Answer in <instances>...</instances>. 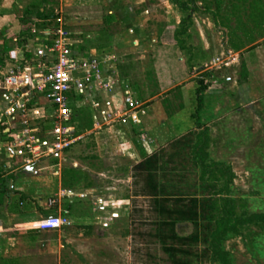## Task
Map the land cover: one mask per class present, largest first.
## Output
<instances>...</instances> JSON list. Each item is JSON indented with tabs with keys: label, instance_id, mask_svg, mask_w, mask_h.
<instances>
[{
	"label": "rangeland",
	"instance_id": "obj_1",
	"mask_svg": "<svg viewBox=\"0 0 264 264\" xmlns=\"http://www.w3.org/2000/svg\"><path fill=\"white\" fill-rule=\"evenodd\" d=\"M225 1L227 5L225 9L227 10L233 2L241 5V0ZM261 1L264 3V0ZM112 3L119 5L118 13L115 11L113 13L108 12L113 9ZM182 3L191 6L188 0H0V16L5 23L2 28L3 38L0 37V43L1 40H4V43L0 44V68L5 66L4 60L8 62V67L0 73V82L2 83L10 69H14L20 64L21 66L24 65L25 45L29 43L26 39L31 37V26L35 25L37 28L43 29L56 25L58 18L61 17L68 33L79 39L81 44L86 43V38L100 41V38L103 37L102 30L106 29V34L113 41L107 43L102 49H98L104 54H111L113 58L118 59L116 62L120 65L121 75L129 76V82L137 86V93L142 99H149L152 93L157 92L154 88L156 75L154 74L152 53L159 51L161 49L159 46L163 44L159 35L165 29V17L168 14L171 15V11L176 12L177 10L183 17L189 14L192 18L194 12L209 15L205 13L209 7L206 0H195V5L199 11L182 10L180 8ZM26 7L43 8L45 11L42 16L36 14L24 16V8ZM139 8L149 10L147 14L149 19L140 29L142 34L130 38L127 21L136 11L140 10ZM167 10L170 12L167 13ZM108 15H111V18H109V22L105 23ZM236 15L228 16L232 27L237 25ZM23 16L29 21L22 24ZM32 17L33 19H31ZM243 18L246 19L244 22L252 27V22L247 21L245 12H243ZM218 21L222 26L221 17H218ZM213 28L216 32L218 31L215 24ZM213 28H211L210 34L214 33ZM170 29H167L168 36L171 35ZM243 33L242 30H238L239 35L242 36ZM257 34L258 31L255 30L254 35L256 37ZM211 40L214 44L212 38ZM226 40L227 42H225L230 46V39L227 38ZM222 43L224 46V41ZM16 45L19 50L5 52L6 48L13 50ZM141 53L145 55L143 58H141ZM245 53L227 67L224 66L223 62H217L213 65L222 66L221 69L204 66L196 71L206 68L209 71L210 69L213 76L207 78L206 81L210 84L215 81L217 83L214 82V86L217 87L220 84L221 87H224L222 89H227L229 92H236L234 83L236 80L239 86L247 85L251 89L253 88V96L258 99L253 104L248 101V105L243 104L244 107L233 109L232 113L223 116L216 114L212 121H205V124H209L211 131H214L207 161L216 162L228 170L222 178L209 180L208 176L207 181L211 182L210 186L206 184L208 182L203 183L199 176L198 159L191 149L186 150L187 147L184 146L186 147L184 151L188 152L187 156L184 155V157L186 156L184 159L180 156L173 158L169 156L170 154L164 155L161 162H163V166L168 167L155 172L154 178L160 187L159 192H155L152 185L149 186L150 181L153 180L149 179L142 165L135 166L133 164L130 168V165L119 161L116 164L114 162L107 164V158L111 154L104 150L106 145L102 149L101 140L93 134L84 133L81 140L63 153L62 157L67 158V162L59 158L42 159L46 164H55L57 169L59 165H62L60 169L64 185L62 192L65 193L64 195L72 191L76 193V200L73 202L74 205L76 203V213L89 212V214H94L98 210L99 215L103 218L115 210L114 206L112 207L108 203L96 201L93 198L97 195L93 192L94 190L88 192L85 190V186L88 184L93 183L96 187L112 186L117 194L116 199L119 200H124L130 195L139 197L134 200L130 199L129 208L116 210L120 214L119 217L99 220L101 223L107 222L109 226L105 235L108 239L104 242H96L92 238V235L95 234L93 231L89 239L79 236V231H86L88 228L92 230L91 224L70 222L60 228V233L58 229V231L49 234L54 239H58L60 234L62 243L66 245L60 257L58 253L56 256L54 253L48 254L47 259L41 262L40 258H36V253H38L36 248L40 246L33 245L35 250L32 253L34 254L30 255L29 263L25 264H174L173 259L162 249V244L158 239L157 223L160 221L161 214L159 213L160 206L156 200L157 196L178 195L187 199L196 196L199 200L206 196L209 199L208 195L213 196L214 192L225 184V179L229 177V174H232V177H230L229 182H226L228 190L221 193L217 192V197L229 198L228 206L233 212L231 217L243 220V222L237 224L235 233H228L223 239L219 238L218 250H215L208 235L214 227L213 221L209 219L210 213H212L211 203L206 201L204 203L206 206L203 204V207L199 208L201 210H199L201 215L199 226L195 228V226L188 224L183 228V232L188 233L193 230L207 239V241L202 242L200 240L198 245L193 247V250L199 253L195 263L264 264V218H255L257 215H264V55L261 53L262 56L258 61L253 53ZM242 60H248L252 69L248 77L241 75ZM166 66L167 64L164 63L163 73L166 72ZM225 68L227 69L225 70ZM203 72L194 76V84H192L190 93L189 90L187 93L185 89H180L178 86L170 91H165L162 96L160 95L159 99L163 97L166 107H169L168 112L175 113L180 109L183 110L184 105H187L192 99L194 100L192 96L196 85L195 80L197 77H201ZM225 76L229 77L228 84L221 83V81L224 82ZM244 91L242 90L243 93ZM75 108L78 115L75 121L83 126L89 121L91 111L81 101L75 103ZM186 108L188 110L189 108L190 110L194 109L192 104L187 105ZM187 117L190 118V121L184 123L186 126L184 128L188 129L187 132L192 131V141H195L196 134L202 131V127H196L195 119L189 116V113ZM203 117L201 108L197 113L196 120L202 122ZM169 142L159 146L157 150L164 149L171 153ZM100 148L101 150H99ZM98 153V158L101 160L94 158V155L97 156ZM115 156L113 154L112 158ZM42 161L37 163L42 165ZM103 161H106V166ZM74 162H77V165ZM169 168L172 169L169 170ZM155 194H157L156 197ZM200 203L202 204V201ZM175 204L174 200L168 203L170 207H174ZM95 206L97 210H95ZM124 210L126 212H123ZM41 219L43 218L39 220ZM26 227L28 225H25L24 229ZM39 229L54 230L52 228ZM220 252L227 253L225 262L220 258Z\"/></svg>",
	"mask_w": 264,
	"mask_h": 264
},
{
	"label": "crops",
	"instance_id": "obj_2",
	"mask_svg": "<svg viewBox=\"0 0 264 264\" xmlns=\"http://www.w3.org/2000/svg\"><path fill=\"white\" fill-rule=\"evenodd\" d=\"M26 8H24V10H26ZM112 8V10L108 11L109 13H113L114 11L118 13V4L112 3ZM169 12L170 10H167V13ZM148 13L149 10L147 8H141L127 21L130 38H135L137 35L139 36L142 34L140 29L149 19L147 16ZM182 17V14L178 12V10L176 12L171 11V15L168 14L165 17V29L161 31L159 35L163 44L159 46V48H161L159 51L157 50L152 53V61L155 69L154 74L156 75H154L156 77L154 88L157 92L152 93L149 99H142L137 93V86L129 82V76L121 75L122 72L120 73L119 69L120 65L116 62L118 59L116 60V58H113L111 54H104L103 51L99 50L102 48L90 47L84 52H94L104 58L108 74L118 78L122 82L129 83L132 94L145 103V115L137 119L130 118L127 124H112L99 129L94 128L93 109L86 106L91 111L90 119L92 121V126L85 134H93L96 138L101 140L102 149H104V145H106L104 150L111 154L109 157L107 155V164L112 162L116 164V162L119 161L126 165H130V168L133 164L138 166L143 159V152L149 155L156 153L159 146L186 134L188 129L184 128L186 127L184 123L190 121V118L187 117L189 112L186 107L191 104V102L184 105L185 109L183 108V110L180 109V111L175 113L168 112L169 107H166L163 97L159 99L160 95L162 96L165 91H170L178 86H180V89H185L187 93L189 90L190 93V89L193 87L192 84H194V76H197L200 72L208 71V67L221 69L222 66L213 65L217 62H223L224 66L227 67L233 62H236L239 56L244 55V49L240 52H235L227 43V47L223 46L222 32H216L213 28L214 22L211 16L203 13L194 12L186 32L182 35H176L175 29L178 28ZM31 19H33V17ZM3 22L2 16H0L1 38H3L2 28L5 24ZM169 28H171L170 36H168L167 33V29ZM211 28L214 30L213 37V34H210ZM22 37H24V35H22ZM211 38L214 44H212ZM111 41L113 40L111 39L110 42ZM180 41L183 43H180ZM257 42L262 43L256 48L247 51L245 54L253 53L259 61L260 56H262V54L264 55V37L259 38ZM3 43L4 40H1L0 44ZM15 50H19L17 45L13 50L6 48L5 52H14ZM144 56L145 55L141 53V58ZM244 61L247 62L249 76L252 69L249 61ZM164 63L167 64V66L166 72L163 73ZM4 64L5 66L0 68V73L4 68L6 69L8 67L7 60H4ZM204 66H207V68L196 72ZM168 68L170 69L168 70ZM226 69L227 68H225V70ZM209 71L211 70L209 69ZM228 78V76H225L224 82L221 81V83L228 84ZM214 82L215 81H213V83ZM213 83H208V88L204 93L202 103L204 119H202V122L199 121L202 123V129H205L206 136L208 137L207 152H210L209 150L214 137V131H211L209 124H205V121L209 120L210 122L216 114L223 116L232 113L233 109L244 107V105L249 102L253 104L258 101L256 96H253V88L251 89L247 85L239 86L236 80L234 81L236 86L235 93L233 91L229 92L227 89H222L224 87H221L220 84L216 87ZM242 90H245L244 93ZM244 100L247 101L244 102ZM3 105L2 91L0 89V107H3ZM164 116L165 118H163ZM6 128L5 123L0 122V264L29 263L30 255L34 254L32 252L35 250L33 245L40 246L36 248L38 252L36 253V258H40L41 262L47 259L49 256L48 254L54 253L56 256L58 253L60 257L61 252L64 251L66 246L61 241V235H58V239L49 236V234L58 231V229L43 230L29 226L30 223L44 218L45 215L56 214L59 212L60 208L69 209L70 222L91 224L92 230L88 228L86 231H79L80 237L89 239L93 231L95 234L92 235V238L95 239L96 242L100 241L102 243L107 240L108 238L105 237V235L109 230L108 223H101L99 220L119 217L120 214L116 210L125 207L129 208V202L139 196L130 195L124 200H119L116 199L117 194L112 186L106 185L96 187L93 183L88 184L85 186V190L87 192L94 190L93 192L97 195L93 198H95L96 201H102L105 202V204L108 203L110 206H114L115 210H112L110 215H106V217L103 218L99 215L96 206L95 210H97V212L94 214H89V212L77 214L76 203L75 205L73 203L74 200H76V193L72 191L64 195L65 193L63 194L62 192V188H64L62 172L60 170L62 165H59L57 169L55 164H46L41 160L43 162L42 165L36 163L33 165L21 166L19 159L11 155L9 149L11 139ZM101 148L99 150H101ZM113 154L116 155L114 158H112ZM98 156L99 153L97 156L94 155V158L96 157V159L101 160ZM59 159L66 162L68 161L65 157ZM103 162H105L104 165L106 166V161ZM74 163L77 165V162ZM54 195L57 199L56 203L54 207H49L46 201ZM123 212H126V210ZM25 225H28V227L24 229ZM60 232L61 230L59 229V233ZM40 235L42 236L40 237Z\"/></svg>",
	"mask_w": 264,
	"mask_h": 264
},
{
	"label": "built area",
	"instance_id": "obj_3",
	"mask_svg": "<svg viewBox=\"0 0 264 264\" xmlns=\"http://www.w3.org/2000/svg\"><path fill=\"white\" fill-rule=\"evenodd\" d=\"M24 65L10 69L0 85L10 152L21 166L45 158H61L84 137L74 127L75 103L93 109L94 128L127 124L146 114L145 103L132 94L130 84L107 72L104 58L81 53L80 42L68 33L61 17L57 24L30 29ZM56 197H50L52 207ZM70 223L68 208L30 223L34 228L60 229Z\"/></svg>",
	"mask_w": 264,
	"mask_h": 264
},
{
	"label": "trees",
	"instance_id": "obj_4",
	"mask_svg": "<svg viewBox=\"0 0 264 264\" xmlns=\"http://www.w3.org/2000/svg\"><path fill=\"white\" fill-rule=\"evenodd\" d=\"M191 6H188L186 3L180 4V8L182 10H194L199 11L198 7L195 5V0H188ZM209 4V7L206 9L205 13L209 14L218 31L223 34V41L226 44V39L229 38L231 41L230 48L236 52H240L242 49L243 52L250 51L256 48L261 42H257V40L261 37H264V3L261 0H241V5L233 2L228 7L229 10L225 9L227 5L225 4V0H206ZM227 10V11H226ZM43 8H33L27 7L24 11V16L36 14L38 16H42L44 14ZM243 12H245L247 21L252 22V27L244 22L246 19L243 18ZM226 13V14H225ZM237 14V25L231 26L229 22L228 16ZM22 17V24L29 21L28 18ZM218 17L222 18V26H220V22L218 21ZM109 18L111 15H108L105 19V23L109 22ZM192 18L188 14L186 17H182L178 28L175 29L176 35H182L186 32L188 25L190 24ZM242 30L243 35L238 34V30ZM258 31V36L254 35V31ZM106 29L102 30L103 37L100 38V41L96 39L93 41L89 38H86V43L81 44L80 42L77 44V48L81 52H85L90 47L102 48L107 43L110 42V37L106 34ZM93 43H96L95 45ZM180 43H183L180 41ZM227 47V45H225ZM248 69L247 62L242 61L241 64V75L243 77H248ZM212 76V71H205L201 77H197L195 80L196 85L193 91L194 100L192 99V106L194 109L188 110L190 113L189 116L197 119V113L202 108L203 103V95L208 88L207 78ZM75 108V107H74ZM75 116L74 121L77 118L76 108L74 109ZM196 122V127L201 128L202 124L199 121ZM76 125V126H75ZM92 126V121L89 119L83 126L75 121V133L83 134L88 131ZM192 131L189 130L186 134L175 138L174 140L169 142L170 151H165L164 149H160L156 153L151 155L143 152V159L140 163L143 169L146 170L147 176L151 183L149 186L155 189V192H159L158 183L156 178H154L155 172L157 170L167 169L168 166H163V162H161L164 158V155H169L171 157L180 156L183 159L188 155L186 150L191 149L192 153L198 159L199 164V176L202 179L203 183H206L210 186L209 181H207V177L209 176V180H216L222 178L228 170L224 169L220 164L216 162H208V152L206 151L208 146V137L206 136L205 129H202L200 133L196 134V140L192 141L191 136ZM183 145V146H182ZM187 149L184 151V147ZM169 152V153H168ZM184 152V153H182ZM184 155H186L184 157ZM161 162V163H160ZM160 164V165H159ZM165 165V164H164ZM172 168H169L171 170ZM163 172V171H162ZM232 174H229V177L225 179V184L218 188L213 196H209V199L206 196L202 197V200H199L196 196H192L187 199L181 196L174 195H163L162 197L157 196V202L159 204V213L161 214L160 221L157 223L158 226V239L162 244V249L169 255L170 258L173 259L174 264H196L195 262L198 260L199 253H196L193 250L194 246H197L198 243L202 241H207L206 237H201L200 234L195 233L193 230L191 232H183V228L185 225H192L197 228L199 226L200 220V207H203V204L207 202L211 203L212 213H210L209 219L213 221V229L209 232V238L212 240V247L215 250H218L219 246V238L223 239L227 236L228 233H235L237 230V224L243 220L233 219L231 216L233 215L232 209L229 208L228 203L230 199L227 197L221 198L217 197L218 193L225 192L228 190L227 181L229 182ZM218 192V193H217ZM174 200L175 206L170 207L168 205L169 201ZM202 201V204L200 203ZM183 203V204H181ZM206 206V204H204ZM200 208V209H199ZM200 210V211H199ZM255 218L261 219L264 218V215H257ZM182 231V232H181ZM220 258L225 262V258L227 253L220 252Z\"/></svg>",
	"mask_w": 264,
	"mask_h": 264
}]
</instances>
